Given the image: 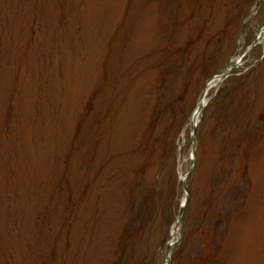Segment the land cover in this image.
<instances>
[{"label": "rangeland", "instance_id": "1", "mask_svg": "<svg viewBox=\"0 0 264 264\" xmlns=\"http://www.w3.org/2000/svg\"><path fill=\"white\" fill-rule=\"evenodd\" d=\"M35 1L0 0V264H164L188 119L264 2L238 38L253 0ZM206 98L170 264H264V45Z\"/></svg>", "mask_w": 264, "mask_h": 264}, {"label": "bare ground", "instance_id": "2", "mask_svg": "<svg viewBox=\"0 0 264 264\" xmlns=\"http://www.w3.org/2000/svg\"><path fill=\"white\" fill-rule=\"evenodd\" d=\"M263 30L259 32L258 37L262 36Z\"/></svg>", "mask_w": 264, "mask_h": 264}]
</instances>
